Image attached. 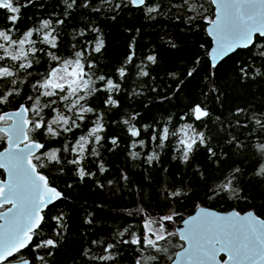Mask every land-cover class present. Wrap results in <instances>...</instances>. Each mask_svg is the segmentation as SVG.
Here are the masks:
<instances>
[{
	"label": "trees",
	"instance_id": "obj_1",
	"mask_svg": "<svg viewBox=\"0 0 264 264\" xmlns=\"http://www.w3.org/2000/svg\"><path fill=\"white\" fill-rule=\"evenodd\" d=\"M84 2L89 7H83ZM68 3L71 0H34L22 8L14 35L38 27L43 19H64V24L55 25L62 56L71 51L72 44L99 35L104 47L93 53L96 73L120 83L121 91L97 92L89 98V106L101 114L104 125L101 141L90 145L98 155L89 152L81 165L92 175L81 179L76 165L65 162L61 172L59 165L53 167L42 160L47 166L40 171L64 196L43 210L45 221L39 234L17 259L27 258L30 264H136L142 258L143 264H168L169 257L183 245L177 234L160 242L166 249L161 252L123 243L142 235L148 217L174 215L165 225L172 233L199 205L221 211L253 209L264 219V152L256 147L264 143V130L255 123L264 120V38L257 35L253 45L236 50L213 67L208 58L211 40L198 17L201 12L212 15L209 0H189L187 6L182 0H148L145 6H133L129 0H77L72 8ZM148 6L159 11L149 13ZM5 15L0 10V18ZM190 16L195 19L189 20ZM86 25L89 31L80 37L78 33ZM131 52L135 53L133 63L126 65L127 77L120 80L115 69L125 65ZM148 55H154L156 62H148ZM138 68L149 76H139ZM46 70V57L41 56V64L32 69L33 77ZM30 80L33 78L20 85L22 96L25 91L31 94ZM107 95L117 100V107L104 103ZM23 102L22 97H14L3 110L16 109ZM195 104L210 116L195 121L190 114ZM95 119V114H88L75 135L62 134L56 138L59 143L42 139L39 133L32 135L49 147H62L85 134ZM131 125L141 130L140 137H131ZM144 125L151 127L145 129ZM186 125L203 132L206 141L194 146L188 160L183 158L179 144L183 137L178 132ZM165 126L177 131V136L170 135L158 147L150 139L151 132ZM139 140L145 141L143 146ZM74 156L63 153L65 161ZM226 180L233 181L232 191H223ZM174 192L180 195L174 197ZM57 216L63 219L54 220ZM47 239L55 240L56 246L33 250L36 243ZM106 244L114 245L113 259L101 261L97 258L109 254L103 251ZM152 256L157 259L151 260Z\"/></svg>",
	"mask_w": 264,
	"mask_h": 264
},
{
	"label": "snow or ice",
	"instance_id": "obj_2",
	"mask_svg": "<svg viewBox=\"0 0 264 264\" xmlns=\"http://www.w3.org/2000/svg\"><path fill=\"white\" fill-rule=\"evenodd\" d=\"M33 2L34 0H0V10L7 13L0 18V86H3L0 87V141L7 145L0 151V169L7 174L6 179H0V208L4 209L0 211V220L3 221L0 224V264H14L22 256L23 250L33 243L45 221L42 211L63 196L52 186L48 175L40 171L47 166L42 160L53 167L59 165L61 172L65 162L76 165L81 179L92 175L81 165L89 152L98 155L90 145L101 141L99 133L104 131V125L101 114L89 106V98L97 92L121 91L120 83L96 73L93 53H100L104 47V41L99 35L92 40L72 44L71 51L66 56L58 54L60 36L55 27L64 24V19H43L38 27H29L14 35L18 31L16 26L21 20L22 8H27ZM129 2L134 6L146 5V0ZM188 2L189 0H182L185 6ZM212 2L217 3V0ZM76 3L77 0H71L67 7L72 8ZM83 7L87 8L89 4L84 2ZM116 7L119 8L120 5L117 4ZM147 11L157 12L159 8L148 6ZM193 19L195 17H189V20ZM208 23L211 25L208 34L214 38L215 43L213 59L223 58L238 47L253 45L257 34L264 38V0H219L218 15ZM86 31H89L87 25L78 35L83 37ZM90 31L98 33L99 29ZM172 46L175 47L174 44ZM134 55V52L129 53L125 65L115 69L120 80L126 79V65L133 63ZM41 56L46 57L47 70L33 77L32 69L41 64ZM146 60L155 63L156 57L148 55ZM193 71L195 70L187 74L191 76ZM241 73H244L243 67ZM137 74L149 76V72L143 68H138ZM21 76L25 79H20ZM28 78H33L29 81L31 94L25 91L22 96L20 85ZM97 82L101 83L98 85ZM14 97H22L24 102L18 103L13 112L3 110V106L9 104ZM104 103L118 106L112 95H107ZM88 114L96 116L91 122L93 126L74 143L52 148L32 135L39 133L42 139L59 143L56 138L62 134L75 135V130L81 128V123L86 121ZM190 114L195 121H203L210 116L209 111L200 104L193 105ZM255 123L264 130V120L257 119ZM84 126L87 127V124ZM150 127L144 125L145 129ZM128 132L131 137L142 135L135 125L129 126ZM178 132L183 137L179 138L183 158L188 160L197 143L205 144V135L197 132L192 125L181 127ZM170 135L177 136V131H170L165 126L152 129L150 139L157 142L158 147H163ZM116 142L115 139L112 140V143ZM136 143L134 141L132 146L135 147ZM138 143L143 146L145 141L139 140ZM256 147L264 152V143L257 144ZM208 151L211 153V148ZM68 152L75 156L65 161L63 153ZM154 158V155L148 157L149 160ZM100 171H104L102 165ZM234 171L238 173L239 169ZM232 185V180H226L223 191H232ZM178 195L179 192L172 193L174 197ZM6 205L10 206L5 207ZM53 219L61 221L63 217ZM173 220L174 215H164L158 219L149 217L143 221L142 235L133 236L130 241L124 240L123 243L154 249L156 252L166 251L160 247V242L177 234L168 232L165 226ZM184 225L178 231L180 239L184 241L181 245L183 251L176 254L177 260L184 264H264V219L252 212L245 215L238 212L223 215L201 208L195 216L185 220ZM120 235L123 236V233ZM55 246L56 241L53 239L41 240L33 250ZM113 248V244H106L103 251L109 254L97 259L112 260L110 252ZM39 259L44 260L43 257ZM150 259L155 261L157 257L152 256ZM21 264H30V261L21 259ZM136 264H143V259H138Z\"/></svg>",
	"mask_w": 264,
	"mask_h": 264
},
{
	"label": "water",
	"instance_id": "obj_3",
	"mask_svg": "<svg viewBox=\"0 0 264 264\" xmlns=\"http://www.w3.org/2000/svg\"><path fill=\"white\" fill-rule=\"evenodd\" d=\"M211 2H212V0H211ZM218 3H219V0H217V3H213L212 2V4H213V7H214V14H213V17L211 18V20H214V19H216V17H217V15H218ZM211 28V25L207 22V24L205 25V30H206V33H207V35L209 36V34H208V31H209V29ZM258 35V34H257ZM256 35V36H257ZM209 38H210V40H211V45H210V47H209V49H208V58H209V61H210V64H211V66H213V64H215V65H217L220 61H222L224 58H226L227 56H230V55H232L234 52H236V50H238V49H245V48H242V47H238V48H236L234 51H232V52H230V53H228L225 57H223V58H220V59H216V60H214L213 59V55H212V53H213V49L215 48V43H214V38L212 37V36H209ZM256 41V37L254 38V42ZM249 47V46H248ZM15 109H13V110H8V112H13ZM11 123V122H10ZM2 151V150H1ZM6 177H7V174H6ZM6 177H5V179H6ZM58 191H60L59 189H57ZM61 192V191H60ZM62 193V192H61ZM63 194V193H62ZM63 196H64V194H63ZM62 196V197H63ZM51 205V204H50ZM201 208H203V209H205V210H208V211H213V212H216V213H218V214H223V215H226V214H228V213H231V212H238V211H236V210H234V209H230V210H227V211H221V210H217V209H215V208H212V207H208V206H203V205H199V206H197L196 208H195V210L192 212V213H190V214H188L187 216H185L180 222H178L176 225H175V231H176V233H177V236H178V238L180 239V237H179V234H178V231L180 230V229H182L185 225H184V221L185 220H188L191 216H195L198 212H200V210H201ZM45 210V209H44ZM43 212V211H42ZM249 212H252L254 215H257L254 211H253V209L252 210H249V211H244V212H238V213H240L241 215H245V214H247V213H249ZM42 215H43V213H41ZM259 217H260V215H258ZM261 219H263L262 217H260ZM3 223V221L2 220H0V224H2ZM181 240V239H180ZM183 244H184V241H183ZM186 246V245H185ZM183 251V248L182 247H180V248H178L176 251H175V253H174V256H173V258L171 259V261L168 263V264H173V261H176V264H184V262L183 261H179V260H177V258H176V254L177 253H180V252H182ZM222 258H224L223 257V254H222ZM27 259V258H26ZM28 260V259H27ZM14 264H21V259H17V260H15V262H14Z\"/></svg>",
	"mask_w": 264,
	"mask_h": 264
},
{
	"label": "flooded vegetation",
	"instance_id": "obj_4",
	"mask_svg": "<svg viewBox=\"0 0 264 264\" xmlns=\"http://www.w3.org/2000/svg\"><path fill=\"white\" fill-rule=\"evenodd\" d=\"M148 0H146V2H147ZM210 2H211V0H209ZM211 5H212V7H213V4H212V2H211ZM134 6V5H133ZM213 14H214V7H213V13H212V15L211 16H209V14L208 13H205V12H201L200 13V15H198V17H199V19H202L203 20V22L205 23V24H207V22L209 21V20H211V18L213 17ZM10 123V122H9ZM7 145H6V142H3V141H0V151L1 150H3V148L4 147H6ZM5 177H6V173L3 171V169H0V179H5ZM10 205H6L5 207H9ZM0 211H4V209H2V208H0ZM17 260V259H16Z\"/></svg>",
	"mask_w": 264,
	"mask_h": 264
},
{
	"label": "rangeland",
	"instance_id": "obj_5",
	"mask_svg": "<svg viewBox=\"0 0 264 264\" xmlns=\"http://www.w3.org/2000/svg\"><path fill=\"white\" fill-rule=\"evenodd\" d=\"M148 218H149V217H148ZM148 218H147V219H148ZM153 219H154V218H153Z\"/></svg>",
	"mask_w": 264,
	"mask_h": 264
}]
</instances>
